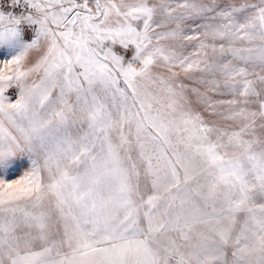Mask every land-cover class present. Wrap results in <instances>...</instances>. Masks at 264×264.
Wrapping results in <instances>:
<instances>
[{
	"label": "snow or ice",
	"instance_id": "snow-or-ice-1",
	"mask_svg": "<svg viewBox=\"0 0 264 264\" xmlns=\"http://www.w3.org/2000/svg\"><path fill=\"white\" fill-rule=\"evenodd\" d=\"M0 264H264V0H0Z\"/></svg>",
	"mask_w": 264,
	"mask_h": 264
}]
</instances>
